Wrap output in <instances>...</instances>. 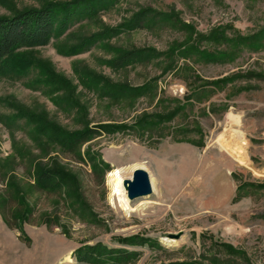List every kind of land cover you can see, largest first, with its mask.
<instances>
[{
    "label": "rangeland",
    "instance_id": "rangeland-1",
    "mask_svg": "<svg viewBox=\"0 0 264 264\" xmlns=\"http://www.w3.org/2000/svg\"><path fill=\"white\" fill-rule=\"evenodd\" d=\"M67 1L0 0V17ZM132 51L157 57L114 67ZM22 56L46 67L0 77V264H77L97 243L137 253L121 264H264V0H116ZM22 112L57 132L128 127L72 153ZM135 164L152 193L123 210L107 176ZM48 167L76 192L35 189Z\"/></svg>",
    "mask_w": 264,
    "mask_h": 264
},
{
    "label": "trees",
    "instance_id": "trees-1",
    "mask_svg": "<svg viewBox=\"0 0 264 264\" xmlns=\"http://www.w3.org/2000/svg\"><path fill=\"white\" fill-rule=\"evenodd\" d=\"M115 1L72 0L61 3H49L38 9L32 8L18 12L12 17H0V77H13L14 75L26 73L32 66L41 69L45 66L43 63L25 58L22 56L23 53L45 47L52 40H59L70 29L74 21L82 18H93L100 10H107L112 7ZM147 18L146 11L139 13L131 27L142 25ZM116 31L118 30L110 29L93 34L86 41L79 44L78 48L82 49L92 45L99 41L102 36L116 33ZM154 57L157 56L144 51L127 52L116 60L114 67L121 68L127 64L144 63L154 59ZM45 70L52 73L48 68H45ZM226 81H229V79L223 80L221 83ZM21 114L29 121H38L31 132L34 136L72 153L78 151L82 144L101 135L102 132L120 131L128 127L110 124L97 126L96 128L87 127L73 132L59 130L57 132V128L50 126L45 119L27 112H22ZM139 123L145 125V127L148 124L146 120ZM93 167L96 171L99 168V164L94 163ZM76 184L77 179L73 175L66 174L57 167H48L36 171L33 186L39 191L50 193L72 188L69 191L71 195L77 190ZM148 241V239L134 237L122 240V243L130 246H144ZM136 256L137 253L131 250L111 248L101 243L78 248L74 253L77 264H121L135 259Z\"/></svg>",
    "mask_w": 264,
    "mask_h": 264
},
{
    "label": "water",
    "instance_id": "water-1",
    "mask_svg": "<svg viewBox=\"0 0 264 264\" xmlns=\"http://www.w3.org/2000/svg\"><path fill=\"white\" fill-rule=\"evenodd\" d=\"M123 187L130 201L149 196L152 193L150 177L143 169L135 170L131 179L124 180Z\"/></svg>",
    "mask_w": 264,
    "mask_h": 264
},
{
    "label": "bare ground",
    "instance_id": "bare-ground-1",
    "mask_svg": "<svg viewBox=\"0 0 264 264\" xmlns=\"http://www.w3.org/2000/svg\"><path fill=\"white\" fill-rule=\"evenodd\" d=\"M140 168H141V165L135 164L131 167V170L134 172L135 170L140 169ZM107 178H108V183L111 187V195L117 199L119 206L123 210H132L131 205H130V200L128 199L126 191L123 187V182L124 180H126V178L122 175V170L114 169L110 171L108 173ZM63 260L70 261L71 257L69 255H66L63 258Z\"/></svg>",
    "mask_w": 264,
    "mask_h": 264
}]
</instances>
